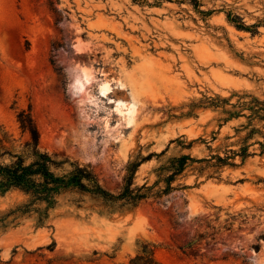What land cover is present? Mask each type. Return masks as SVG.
<instances>
[{"label":"rangeland","instance_id":"rangeland-1","mask_svg":"<svg viewBox=\"0 0 264 264\" xmlns=\"http://www.w3.org/2000/svg\"><path fill=\"white\" fill-rule=\"evenodd\" d=\"M234 94L264 98V0H0V125L15 152L30 111L41 149L89 166L113 195L138 154L168 149L140 167L143 185L158 161L235 149L239 122L219 128L200 107ZM181 137L207 144L182 150ZM180 183L190 188L112 215L63 197L46 227L25 217L0 230V264H130L147 244L159 264H264V155ZM23 201L0 197V212Z\"/></svg>","mask_w":264,"mask_h":264},{"label":"trees","instance_id":"trees-1","mask_svg":"<svg viewBox=\"0 0 264 264\" xmlns=\"http://www.w3.org/2000/svg\"><path fill=\"white\" fill-rule=\"evenodd\" d=\"M228 19L238 29L251 30L255 27H247L237 16L231 17L228 14ZM233 98H236L235 102H232ZM200 107L211 108L220 114L219 128L233 121L239 122L234 127V132L239 137L242 134V137L236 148L229 146L214 152L207 145L210 155L205 158L181 154L158 161V167L152 171L154 182L143 185L135 182L140 167L154 158L158 160L164 157L168 149L159 155L138 154L128 163L124 185L117 195L107 192L99 184L89 166L42 150L40 134L30 111H21L17 115V121L22 133L28 135V141L21 146L20 152H15V140L0 125V197L18 192L24 197V201L14 208L0 212V230L19 226L20 220L25 217L34 222L36 229L46 227L51 213L66 196H72V201L79 207L84 203V197H88L98 203V207L106 212L104 214L112 215L124 209L135 208L149 199H160L174 191L189 189V186L180 183L188 169L197 176L206 174L207 179L220 180L225 169H236L248 159L264 155V98L247 94H234L229 99L215 96L207 99L206 103L201 101ZM184 140L181 137L171 143H176L182 150H191L198 141L207 144L203 139L189 143ZM260 248V245L255 246L258 252ZM50 249L53 250L54 246ZM130 264L159 263L154 258L153 247L147 244L130 260Z\"/></svg>","mask_w":264,"mask_h":264},{"label":"bare ground","instance_id":"bare-ground-1","mask_svg":"<svg viewBox=\"0 0 264 264\" xmlns=\"http://www.w3.org/2000/svg\"><path fill=\"white\" fill-rule=\"evenodd\" d=\"M78 83H80V82H78ZM102 87H103V86H102ZM107 87H108V86H107ZM108 88H109V87H108ZM108 88L105 87V88H103V90H101V91H102L101 94H103V96H107V95L110 93V89H108ZM124 104H125V103H124ZM124 104L122 103V105H121V102H118V103H117L118 106H120V105L123 106ZM125 105H126V104H125ZM126 106H128V105H126ZM119 108H120V107H119ZM119 108L117 107V110H118V111H120ZM134 108H135V107H131V106L128 107V108H127V113H128V114L133 113ZM124 109H125V107H124Z\"/></svg>","mask_w":264,"mask_h":264}]
</instances>
